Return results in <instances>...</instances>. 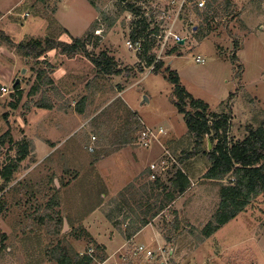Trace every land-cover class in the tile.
<instances>
[{"label":"rangeland","instance_id":"1","mask_svg":"<svg viewBox=\"0 0 264 264\" xmlns=\"http://www.w3.org/2000/svg\"><path fill=\"white\" fill-rule=\"evenodd\" d=\"M231 1L238 14L216 16L210 21V29L204 23L198 29L200 22L190 11L192 5L179 11L176 4L170 11L174 16L178 12L173 31L184 43H175L171 38L163 50L160 46L169 19L163 23L156 17L149 20L150 30L156 24L159 28L152 52L163 61V68L176 71L180 84L195 99L208 105V112L230 116V143L242 139L247 126L264 122V7L251 0ZM93 3L94 6L89 0H0V30L13 43L45 36L71 43L73 38L92 34L87 50L96 56L105 50L122 69L120 75L96 76L93 64L82 53L67 57L57 49L37 60H26L0 38V83L9 88L7 94H0V135L9 129L13 138L25 133L56 142L52 150L46 145L54 153L38 166L34 155L27 157L20 169L25 176L7 195L0 193L4 200L21 203L19 207L12 203L6 218L0 213V251L10 247L12 253L4 254L3 259L9 260L8 264H58L50 250L59 241L80 255L92 246L99 251L97 254L105 256L106 264H264V196L252 199L237 217L210 237H203L201 229L218 207L221 183L203 177L209 166L204 152L178 161L193 149V137L172 102L173 86L162 72L156 74L151 67L139 63L135 55L138 51L126 47L133 22L130 15L121 11L114 0ZM150 3L166 8L159 0ZM197 57L204 61H196ZM39 72L51 78L52 84H42L45 77L37 79ZM17 79L18 92L12 87ZM32 86H38L35 93ZM39 103L52 104L54 110L44 116L36 110ZM78 106L82 113L77 112ZM42 120L47 121L46 131L38 126ZM61 124H66L63 129ZM142 125L154 132L159 127L165 131L149 147L153 158L150 162L145 159L146 167L131 178L135 170L126 156L130 149L116 150L113 157L99 165L103 180L91 165L119 149L121 137L136 140ZM7 144L1 147V156L8 154ZM161 160L166 161L165 170L160 172L158 168L155 178L168 185L175 169L182 168L190 185L150 219L149 226L133 242L121 246L125 238L116 225L126 229L130 223L127 218L143 215L140 204H154L156 190L150 188L155 179H151L154 171L150 165H159ZM54 166L57 172L52 173ZM228 181L226 177L222 183ZM54 199L57 205L46 208L47 202ZM96 207L105 219L100 214V223H82L85 214ZM53 211L68 217L67 228L63 224L59 227L60 235L55 232L57 223L47 217L55 216ZM92 225L101 243H91L88 229ZM113 233L119 234L121 240L114 243ZM102 242L108 244L106 248ZM97 245L104 247V253ZM138 246L150 250L151 255H134ZM4 260L0 264H5Z\"/></svg>","mask_w":264,"mask_h":264},{"label":"trees","instance_id":"2","mask_svg":"<svg viewBox=\"0 0 264 264\" xmlns=\"http://www.w3.org/2000/svg\"><path fill=\"white\" fill-rule=\"evenodd\" d=\"M114 1L119 5L120 10L127 11L133 20L129 38L133 42H140V49L138 52L136 51L139 63H143L147 68L152 67L153 72L156 74L162 72L165 80L173 86L172 102L177 112L183 116L187 131L192 135L194 142L193 149L185 152L182 157L178 158V161L182 162L196 156L200 152H204L209 166L204 172L203 177L207 180L221 183L219 187L220 199L218 207L212 218L207 221L201 229L203 237L208 238L227 222L243 212L252 199L260 195L264 196V122L259 123L257 126H247L243 138L230 143L228 140L230 116L228 114L208 112V105L200 99H195L180 84V78L176 71L170 70L167 66L163 68V61L157 59L156 55L152 52L153 48H155L154 37L158 35L159 28L157 26L158 24H156L154 29H149V20L152 22L155 19V14L153 11L146 12L143 10V4L151 0ZM251 1L256 4L260 3V5L262 2V0ZM89 2L94 6L93 0H89ZM188 7L192 8L190 11L199 19L200 23L197 26L198 29L201 28L203 23L206 28L210 29V21L216 16L225 15L233 17L238 14L234 12L231 0H224L223 2H220V0H205V6L201 9L197 7L195 0H189ZM188 7H186V9ZM102 17L104 19L106 18L105 15H102ZM91 36L92 34H87L83 38H73L71 43L45 36L42 39L30 38L15 44L11 41L9 36L0 30V38L6 42L8 41L16 52L24 56L26 60H37L41 57H45L46 52L57 49L67 57H73L82 53L93 64L96 76L120 75L122 69L118 68L114 58L109 56L105 50L100 51L97 56L91 54L87 50V44ZM235 58L236 55L233 53L232 59L234 60ZM49 67H51L50 64ZM43 77L45 78L42 80V84H52V79L45 76L43 72L37 74V79L40 81ZM37 87L38 86H32L31 91L35 93ZM14 89L18 92L19 84H16ZM18 96L19 99L20 92ZM11 105L12 108H16L15 103ZM37 107L50 109L51 104L39 103ZM77 112L82 113V107L78 106ZM132 115L134 114L132 113ZM7 143H12L9 129L0 135V149ZM208 143L210 144L209 146ZM13 145L16 149L14 157L2 159L0 156V179L2 180L0 191L12 181L13 174L19 162L25 159L28 154L26 140L22 139ZM226 177L229 178V181L227 184H223L222 181ZM189 185V176L182 168L175 169L174 173L168 178V185L163 184L156 178L150 188L152 191L156 190L154 204L150 202H147V204L145 203V205L140 204V206L143 207V211L141 212L143 215H135L134 219L124 217V220L127 218L130 222L128 227L126 229H121L120 225H116V229L120 234H123L125 239H129L142 227L146 226L150 219L159 215V213L165 209L169 203L173 202L178 195L183 194L188 189ZM158 196L162 197L159 199ZM122 203L120 205H122ZM51 204L56 206L57 200L48 201L46 208L49 206L51 208ZM155 204H158L156 209L153 208ZM40 206L41 205H38L37 208ZM54 214L55 216L47 214V217L53 219L57 223L55 232L57 235H60V228L63 224L64 216L58 215L57 211H54ZM38 217L39 220L43 221L42 217ZM66 220L68 221L67 216ZM96 247L104 253L103 246L99 247V245H97ZM50 251L58 264H97V262L105 260L104 255L100 256V254H97L99 251L95 252L93 250L90 254L86 252L80 255L74 252L73 248L65 246L59 241L56 242V245Z\"/></svg>","mask_w":264,"mask_h":264},{"label":"crops","instance_id":"3","mask_svg":"<svg viewBox=\"0 0 264 264\" xmlns=\"http://www.w3.org/2000/svg\"><path fill=\"white\" fill-rule=\"evenodd\" d=\"M136 55V54H135ZM135 61H136V58H135ZM137 61H138V59H137ZM122 92V91H121ZM37 109L36 110H39V111H41V112H43V113H45L44 114V116L47 114V113H52V111L54 110V108H53V106H52V104H51V108L50 109H45V108H42V107H36ZM83 112V111H82ZM58 115V114H57ZM10 120V119H9ZM8 120V121H9ZM66 125V124H65ZM65 125H63L62 126V124H61V128L63 129L64 128V126ZM38 126H40L41 128H43L44 129V131H46L47 130V121H44V120H42V122H41V124H39L38 123ZM51 127V126H50ZM56 127V126H55ZM52 129V128H51ZM38 130V129H37ZM40 131H41V129H40ZM42 132V131H41ZM53 134V132H52V130L50 131V134ZM13 134H12V132L10 131V137H11V140H12V143L11 144H7V148H6V150L7 149H9L8 150V154H6V153H3V156H1V158L3 159V158H6V157H10V158H12V157H14L15 156V154H16V149H15V146L13 145L14 143H16V142H18V141H20V140H26V142H27V145H28V154L26 155V157H25V159L27 158V157H29L30 155H34V157H35V159H37V162H35L36 163V166H38L39 164H41V163H43V161L47 158V157H52V155H53V153L54 152H51L50 151V148H51V150L55 147V144H56V142H54V141H52L50 138H41V137H30V136H28V134H25V133H23V134H21V135H19V139L18 138H13V136H12ZM54 135V134H53ZM49 139V140H48ZM120 141H122V144H121V146L119 147V149H115L114 151H112V152H110V153H108V155H105L104 157H101V159L97 162V165H96V163L95 164H93V165H91L92 167H95V171H97V173H99V175L103 178L104 176H103V173L102 172H100L99 171V165H100V163L102 162V161H104L105 159H107V158H109V157H113V155H114V153L113 152H116V150H121V149H125V150H127V149H130V151L129 152H126V156L128 157V160H129V162H130V165H132V167H134V173L133 174H131V178H133L135 175H139V172H141L145 167H146V164H145V159H148V161L150 162V160L153 158V156H154V152H153V149H150V148H147V149H140V148H138V146L135 144L136 143V141L134 140H132V139H129V140H125L124 139V137H121V139H119ZM88 141V140H87ZM89 143L90 144H92L93 142L92 141H90L89 140ZM49 145V147L50 148H48L46 145ZM13 145V146H12ZM111 147V146H110ZM109 147V148H110ZM155 147V146H154ZM153 147V148H154ZM104 148V147H103ZM152 148V147H151ZM6 150H5V152H6ZM51 153H50V152ZM10 152L12 153V154H10ZM132 153V154H131ZM124 156V155H123ZM25 159H23L22 161H20L19 162V164H18V167L16 168V171H15V173L13 174V179H12V181L8 184L9 186H5V188L2 190V191H0V193H2L3 194V192H5V194L7 195L12 189H11V187H13L14 185H17L18 184V182H19V180L20 179H22L23 178V176H25V174H26V172L23 174L22 173V170L20 171V169H21V165H22V163L24 162V160ZM94 169V168H93ZM206 171V170H205ZM204 171V172H205ZM50 172H52V173H55V172H57V167L56 166H54L53 167V169L51 168V170H50ZM65 172H67V171H65ZM203 172V173H204ZM67 173H71V171L70 172H67ZM95 176H96V173H95ZM103 180H104V178H103ZM100 181V180H99ZM127 183V182H126ZM2 184V180L0 179V185ZM54 184H55V186L57 185L56 184V182L54 181ZM70 187H71V185H69ZM123 186L121 185V186H119V188H122ZM2 194H0V195H2ZM102 197L104 196L103 194L101 195ZM3 197V196H2ZM0 198V202H1V205H0V208H1V213L3 212V217H5L6 215V217H8V216H10V206H11V204L13 203V205H15V204H17L18 205V207L19 206H21V203L19 202V201H15V200H4V198ZM107 198V195H105L103 198ZM105 198V199H106ZM101 204V203H100ZM23 205V204H22ZM93 205H97V203L96 204H93ZM99 206V205H98ZM102 206V205H101ZM35 207H36V205H35ZM53 208H55V207H53ZM54 212V211H53ZM9 214V215H8ZM102 215V213H101V211L99 210V208L98 207H96V208H94V209H92L91 211H88L86 214H85V217L83 218V220L81 221L82 223H86V224H93L94 222L95 223H100V221L98 220L99 219V217ZM103 217H104V215H102ZM5 217V218H6ZM64 218L66 219V216H64ZM10 219V218H9ZM104 219H105V217H104ZM2 220V219H1ZM11 220V219H10ZM12 220H13V218H12ZM104 221H106L107 222V220H104ZM104 221H102V222H104ZM4 222V221H3ZM6 222V221H5ZM5 222H4V224H5ZM18 224H19V222H18ZM150 224V223H149ZM149 225H146V226H144V227H142L140 230H139V232H137V233H135L134 235H132L129 239H124L123 240V243H121L120 245L121 246H124L125 245V243H128V242H133L134 240H135V238L139 235V233H141L146 227H148ZM93 225L91 226V229L89 230L88 229V231L90 232L89 233V235H90V241H91V243L92 242H97V243H101V241H100V239H99V237L97 236V235H94L93 234V232H92V230H93ZM160 236V235H159ZM5 237V236H4ZM113 240H114V243H116V240H118V241H120L121 240V236L118 234V235H116L115 233H113ZM155 238H159L158 236H155ZM160 239L163 241V238L160 236ZM108 243V242H107ZM112 243V242H111ZM102 244L105 246V248L107 247V245L108 244H106V242H102ZM90 248H93L92 246H90L89 248H88V250L90 249ZM120 247H118V249H119ZM117 249V250H118ZM10 250H11V248L10 247H7L6 249H5V252L3 251V249H2V251H0V263H2L3 262V258H5V255L4 254H7V253H9L10 252ZM10 254H12V253H9L8 254V256L10 255ZM4 262H5V264H8L9 263V260H7V259H5L4 260Z\"/></svg>","mask_w":264,"mask_h":264},{"label":"built area","instance_id":"4","mask_svg":"<svg viewBox=\"0 0 264 264\" xmlns=\"http://www.w3.org/2000/svg\"><path fill=\"white\" fill-rule=\"evenodd\" d=\"M159 1L161 4H164L163 6H166L165 9H163L162 7L153 6L150 2H148V3H144L145 5L143 4V10L146 12L153 11L156 19L160 20L162 23L165 21V19L166 20L169 19V22L166 24L167 29L163 31L162 45L160 46L161 49L163 50V48L167 45L169 39L172 38L175 41V43H180V41L182 40V37L179 36L178 33L173 31V26H174V24L178 18L177 17L178 12L174 16V14L170 13V11L173 12V9H175L176 4L178 5L179 11L185 10L186 7H188V5H189V0H159ZM195 3L197 5V7L200 9L204 8V6H205V0H195ZM261 5L264 7V0H262ZM156 14H161V15H159V17H158V16H156ZM146 15H149V14H146ZM125 45L128 49L134 50L135 52L140 49V42L139 41L133 42L130 38L127 39ZM196 61L203 62L204 60L202 58L197 57ZM151 69H152V67H151ZM8 92H9V88H7V86L0 83V94L4 95V94H7ZM155 132L149 126L142 125V127L139 129V132L136 136L137 138L135 140L136 141L135 144L140 148H146V149L149 148L151 145H153V143L155 141H157L159 139V137L162 134L165 133V131L163 130L162 127H159L158 129H156ZM92 139H94L93 136H92ZM88 149L92 150V146H88ZM165 166H166V161H164V160H161L159 165L158 164L157 165L151 164L150 169H152V171H154L150 175L151 179H156L155 178L156 175L154 174L155 171L159 172V170H158V168H159L160 172H162L165 170ZM92 251H93V249L90 248L87 251V253L90 254ZM141 253H143L144 256H150L151 255L150 250L144 249V246H138V248H135L133 251L134 255L141 254ZM106 262H107V260H103V261L97 262V264H106Z\"/></svg>","mask_w":264,"mask_h":264},{"label":"water","instance_id":"5","mask_svg":"<svg viewBox=\"0 0 264 264\" xmlns=\"http://www.w3.org/2000/svg\"><path fill=\"white\" fill-rule=\"evenodd\" d=\"M184 43V40L182 39L181 41H180V44H183ZM18 82V79L14 82V84L12 85V87L14 88V86L16 85V83ZM210 144L208 143V146H209ZM63 228L64 229H66L67 228V220L64 218L63 219Z\"/></svg>","mask_w":264,"mask_h":264}]
</instances>
